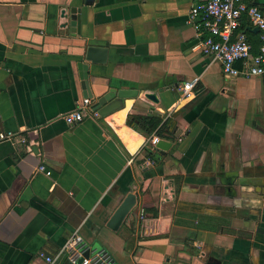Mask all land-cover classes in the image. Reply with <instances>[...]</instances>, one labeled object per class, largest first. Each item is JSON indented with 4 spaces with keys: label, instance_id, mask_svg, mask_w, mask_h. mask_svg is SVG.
Here are the masks:
<instances>
[{
    "label": "crops",
    "instance_id": "obj_1",
    "mask_svg": "<svg viewBox=\"0 0 264 264\" xmlns=\"http://www.w3.org/2000/svg\"><path fill=\"white\" fill-rule=\"evenodd\" d=\"M191 4L0 0V132L32 141L0 142V264H44L75 231L117 264H264V79L224 77L200 54ZM238 31L255 53L254 27L241 20ZM87 47L104 62L86 61ZM107 89L136 95L103 117L63 121L86 92ZM127 116L158 121L168 146L151 152L155 163L144 152L153 132ZM41 163L49 176L35 172ZM143 179L156 216L139 220ZM129 193L131 226L127 215L110 231Z\"/></svg>",
    "mask_w": 264,
    "mask_h": 264
},
{
    "label": "built area",
    "instance_id": "obj_2",
    "mask_svg": "<svg viewBox=\"0 0 264 264\" xmlns=\"http://www.w3.org/2000/svg\"><path fill=\"white\" fill-rule=\"evenodd\" d=\"M191 3L187 19L198 38L196 47L200 54L217 61L224 77L264 79V13L258 6L247 5L244 0H191ZM241 20L257 29L259 46L255 53L251 52L245 35L238 31ZM194 86L195 81L184 83L180 88L181 95H189ZM90 105L88 99L75 102L74 108L62 116L63 121L71 126L85 117H97ZM159 141L153 133L147 143L149 150L154 151ZM0 142L27 149L32 144L27 135L11 131L0 132ZM35 172L50 175L42 163L36 166ZM138 218L143 219L142 209ZM40 256L44 264H56L60 257H64L67 264H117L107 250L90 247L76 231L55 256Z\"/></svg>",
    "mask_w": 264,
    "mask_h": 264
},
{
    "label": "water",
    "instance_id": "obj_3",
    "mask_svg": "<svg viewBox=\"0 0 264 264\" xmlns=\"http://www.w3.org/2000/svg\"><path fill=\"white\" fill-rule=\"evenodd\" d=\"M251 4L258 7H264V0H252ZM254 31H257V29L254 28ZM84 59L92 63H103L104 51L96 47H87L85 50ZM80 69L83 71L80 74V78L82 80V88L85 90L86 74L84 72V66H80ZM85 95L88 99L92 100V96L89 92H86L84 96ZM135 95L136 91L107 89L104 93L92 100V110L95 111L99 117H103L122 107V102L124 99L133 98ZM166 146L168 145H165V143L161 144V141H159L155 147L159 149H165ZM221 183L222 185L229 187L232 184L231 177H224V179L221 180ZM135 203L136 200L133 194L129 193L125 195L108 219L106 227L110 231H116L121 226L131 209L134 207ZM95 247L96 249H100L98 245ZM64 261L65 259L63 257L60 264H63Z\"/></svg>",
    "mask_w": 264,
    "mask_h": 264
},
{
    "label": "trees",
    "instance_id": "obj_4",
    "mask_svg": "<svg viewBox=\"0 0 264 264\" xmlns=\"http://www.w3.org/2000/svg\"><path fill=\"white\" fill-rule=\"evenodd\" d=\"M252 5V4H249ZM259 10L263 11L264 7H258ZM137 123V124H136ZM158 121L155 119H150V118H141V117H133V116H127L125 124L130 127L131 129H133L134 131H136L137 133L146 136L149 135L150 133L152 134V132L154 134H156L159 138H160V133L159 131H155L154 128L157 125ZM146 127L147 131H144V129H142L143 127ZM147 147L145 148L144 152L146 154V157L148 159H150L153 163H155L154 160V156L155 154H152L148 148V145H146ZM155 153V152H154ZM149 181L147 179H143L141 181V186H140V195L142 196V200L140 203V207L141 209L144 211V213L148 214L150 217H155L156 216V210L154 209L150 198H149V194L147 191V186H148ZM129 222H132V217L130 215L127 216L124 224L130 227L131 224Z\"/></svg>",
    "mask_w": 264,
    "mask_h": 264
}]
</instances>
